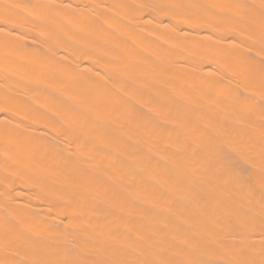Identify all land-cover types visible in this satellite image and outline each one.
<instances>
[{
  "label": "bare ground",
  "instance_id": "6f19581e",
  "mask_svg": "<svg viewBox=\"0 0 264 264\" xmlns=\"http://www.w3.org/2000/svg\"><path fill=\"white\" fill-rule=\"evenodd\" d=\"M0 264H264V0H0Z\"/></svg>",
  "mask_w": 264,
  "mask_h": 264
}]
</instances>
